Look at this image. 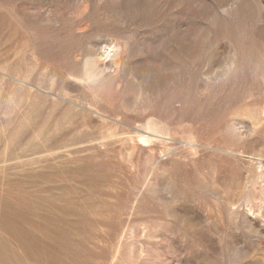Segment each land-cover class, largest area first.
Instances as JSON below:
<instances>
[{
  "label": "rangeland",
  "instance_id": "1",
  "mask_svg": "<svg viewBox=\"0 0 264 264\" xmlns=\"http://www.w3.org/2000/svg\"><path fill=\"white\" fill-rule=\"evenodd\" d=\"M0 264H264V0H0Z\"/></svg>",
  "mask_w": 264,
  "mask_h": 264
}]
</instances>
